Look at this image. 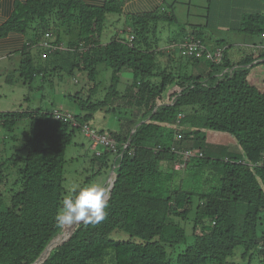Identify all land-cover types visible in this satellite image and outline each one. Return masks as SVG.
Returning <instances> with one entry per match:
<instances>
[{"label":"trees","instance_id":"obj_1","mask_svg":"<svg viewBox=\"0 0 264 264\" xmlns=\"http://www.w3.org/2000/svg\"><path fill=\"white\" fill-rule=\"evenodd\" d=\"M240 1L243 12L232 29L264 37V9L252 7L262 0ZM121 4L16 0L13 15L1 28L3 35L33 30L22 51L24 82L49 69L71 75L75 68L93 80L98 64L112 74L103 99L73 96L79 107L77 113L67 111L73 119L39 108L0 111V128L6 131L30 120L29 135L9 154L6 137L0 136V264L33 263L51 239L70 228L61 230L55 221L63 195L78 189L65 185V148L82 124H91L96 111H116L122 104L130 111L123 112L128 117L117 129L97 128L114 138L116 150L98 154L94 149L95 167L87 177L90 182L103 169L112 172L105 219L78 224L41 264H264V226L259 231L264 213V41L243 45L246 49L233 54L231 44L218 39L214 46L207 44L226 46L217 63L205 54L178 56L192 64L206 59V72H173L161 67L157 54L166 50L155 48L153 39L160 20H176L173 12L131 16L132 40L116 36L101 44L107 15L120 13ZM72 33L65 41L64 35ZM193 34L206 42L202 30ZM45 40L65 41L72 50L42 46L45 59L39 64L30 48ZM123 69L131 70L133 79L120 93ZM111 96L122 97V103L109 106ZM210 133L231 135L240 150L210 144ZM188 151L193 153L186 157ZM190 214L188 232L182 221L191 220ZM116 230L129 237L112 238ZM236 255L238 261L230 260Z\"/></svg>","mask_w":264,"mask_h":264},{"label":"rangeland","instance_id":"obj_2","mask_svg":"<svg viewBox=\"0 0 264 264\" xmlns=\"http://www.w3.org/2000/svg\"><path fill=\"white\" fill-rule=\"evenodd\" d=\"M174 6V13L176 15L175 21L168 20H160L155 28L154 36L158 35L163 40L159 44H164V39L167 35L178 36L183 31H190L191 29L195 30L198 28L202 30L203 33L207 37L206 43L210 46L215 43L217 39H225L229 44H231L230 52L233 54L238 50H243V45L254 44L260 45V42L264 41L263 36L249 34L247 32H242L238 30H230L226 29L230 26L236 25L233 23V20L238 22L240 17H231L225 19L224 22L218 21V17H214L213 12L215 11V5L217 0H212L211 7L208 9L209 0H179ZM239 1V0H238ZM223 3L222 0L219 2ZM252 6L255 8L256 5L260 6L261 9H264V0H262L259 4H255ZM228 7V6H227ZM166 8V6H165ZM168 10V9H167ZM264 12V10H262ZM221 19V18H220ZM208 20V21H207ZM130 24V17L128 18ZM208 22V23H207ZM207 23V24H206ZM199 24V25H193ZM203 24V26L201 25ZM185 27V29H183ZM122 29L123 32L118 33L119 35L125 37L128 34L125 18H119L117 13H110L107 15V21L103 28L101 34V41H109L112 37H114L118 30ZM191 32V31H190ZM33 36V30L28 31V36ZM75 36V35H74ZM68 37H73L72 34H65L64 40L68 39ZM64 41V43H65ZM168 42L166 45H168ZM264 43V42H263ZM165 45V46H166ZM45 48L42 45H34L30 48V54L32 56H36L37 53H43ZM163 50V49H159ZM173 53L164 51L163 53H158V60L160 61L161 67H166L169 70L175 69L178 70L179 64L183 62V59L178 57V53L174 52L176 56H172ZM23 57L22 53H19L18 59ZM42 59H45V56L42 55ZM38 59L37 63L42 64L44 60ZM178 58V59H177ZM15 61V58H12ZM206 59H202L200 62H197L190 65H184L182 72H192L193 65L200 66V64H204L207 67V62L204 61ZM36 62V60H35ZM187 62L184 61L183 64ZM20 63L18 62L17 68L11 71V76L14 78L12 84H6L2 81V85L0 86V90L3 92L0 105L3 108H8L10 110L17 109H27L29 111H34L35 109H41L43 111H51L55 112V110L59 111H70L73 113L79 112V107L74 102L75 94L79 95V97H87L88 95L92 96V99H103L106 94L110 90V78L112 74V70L110 68H106L105 64H98L97 69L98 72L93 80L88 79L87 71H81L79 68H75L73 74H67L62 69H49L46 73L36 74L33 78H28L26 82L23 81L20 74ZM203 65V66H204ZM21 66V65H20ZM133 79V73L129 69H123L121 72V77L119 79V83L117 82V89L120 93H124L125 88L128 84L131 83ZM96 85V88L92 89V93H90V87ZM96 90V91H95ZM118 98L122 99V97L111 96L108 97V105L117 106L118 103H122ZM2 110V109H0ZM119 110L121 112H119ZM135 111L136 108L134 109ZM113 111V110H111ZM103 112L102 110H98L95 112L94 121L96 125H100L102 127H106L109 129H117L118 128V119L120 121L122 119L128 117V114H123V112L130 111V108H125L123 104L119 107L116 112ZM69 113V112H67ZM72 114V113H71ZM93 125V123H91ZM95 125V124H94ZM97 128V127H96ZM30 133V120L29 118H25L20 120L15 128L12 131H6L0 128V136L5 138L6 152L9 154L12 151L13 145H21L25 137H27ZM232 140V144H230V148L232 150L239 151L240 148L236 144L234 138L230 135ZM229 138H227V141ZM208 142L212 145H219L225 143V139L222 138V134H209L207 138ZM3 140L0 144H2ZM187 144L190 145L188 142ZM91 141L87 136L83 134L81 130H77L75 133L74 141L67 145L65 148V158L67 159V163L65 165V185L71 191L79 188L81 186L99 183L103 185L106 190L110 185L112 174L111 171H106L103 169L100 175L92 177L90 182H87L88 174L92 173L94 167L92 166L91 157L93 155L94 149L91 147ZM105 150V146L100 145L97 150ZM107 183V184H106ZM189 219L182 221V224L185 226V229L188 232H191L192 226V214H190ZM264 226V213L262 214V222L260 224L259 231L263 229ZM111 237L115 239H126L129 237V234L123 231L116 230L111 233ZM241 249L238 248L236 250V254L240 256ZM239 257L230 259L233 261H238ZM234 264V263H229ZM235 264H242V261L235 262ZM252 264H255L254 262ZM258 264V263H256Z\"/></svg>","mask_w":264,"mask_h":264},{"label":"crops","instance_id":"obj_3","mask_svg":"<svg viewBox=\"0 0 264 264\" xmlns=\"http://www.w3.org/2000/svg\"><path fill=\"white\" fill-rule=\"evenodd\" d=\"M84 1L86 3H88V4H90V5H101V4H103L105 2V0H84ZM222 1H223L222 4L219 3L220 0H217L216 3H213L212 0H209V2H208V9L212 5L211 2L215 5V11L213 12V15H214V17H218V21L224 22L225 19L228 18L229 16H231V17H240L241 16V13L243 11H242V5L240 4L241 3L240 0L239 1L238 0H222ZM7 2H9V8H7L5 6V3H7ZM15 2H16V0H0V86L2 85V81H4L6 84H12V82L14 81V78H12V76H11L12 68L14 67L13 69H16L18 62L21 65L22 58L20 56V58L18 59L19 53H22L24 45L27 44L28 41L29 40L31 41V39H32V37L28 36V32L21 33V32H18V31H10L6 35H3L1 33L2 26L4 25V23L7 22V20L9 18H11V16L13 15V13L15 11ZM177 2H180V1L179 0H122L121 12L117 13V14L119 15V18H122V17L125 18V23H126L128 34L125 37L119 35L118 33L123 32L122 29H119L117 34L114 37L117 36V37H121V38H124V39L125 38L128 39V36L130 35L129 34L130 33L129 32V30H130V26L129 25L130 24H128L129 23L128 18L131 17V16L140 15L142 13H149L151 11H157V10H160V9H165V10L168 9L167 11L169 13L173 12V14L175 15L174 6H176V4H179ZM165 6H166V8H165ZM175 17H176V15H175ZM238 22H236V20H233V23H236L237 25H238ZM193 25H199V24H193ZM201 25L203 26V24H201ZM232 28H233V26H230L229 28L227 27L226 29L232 30ZM183 29H185V27ZM189 29H190L191 32L190 31H183L177 37L176 36L167 35L166 38L164 39L165 40L164 44H159L161 42V40H163L160 36H158V35L153 36V39L155 41V44H154L155 46L154 47L157 48V49H165L166 46H167L166 44L168 42L171 43L173 41H180L184 37L193 34L194 29L192 30L191 27ZM202 30L204 31L203 28H202ZM101 34H100V42H101V44H105V43L109 42L107 40H106V42L105 41H101ZM31 36H32V34H31ZM205 39L207 41V37L206 36H205ZM212 45L214 46L215 43L212 44ZM175 55L176 54H174V53L172 54L173 58H174ZM41 57H42V55L40 56L39 53H37V55L34 58V61L35 60L37 61ZM12 58H15L16 60L13 61ZM183 62H181V64H179L178 69H180V71L183 70V66L184 65L192 64V63H187V62H185L183 64ZM20 65H19V68H20V73H21ZM203 65L204 64H200V66H195V67L193 65L194 69H193L192 72H189V73L198 74V73L206 72L208 67H206V65H204V66ZM172 71L173 72H178L175 69V65H174V69ZM2 94H3V92L0 90V99H1ZM3 106H7V105H0V109H2L0 111H10V109L3 108ZM102 111L103 112H107V111H104V110H102ZM109 111H111V110H109ZM111 112H116V111L113 110ZM94 118H95V116H94ZM94 118H93V121H91V123H93V126H95L97 128H100V129H105V130L109 129V128H106V127H102L100 125H96V122L94 121ZM116 119H118V121L120 123V118L117 117ZM119 123H118V126H119ZM218 134H222V138L225 139V143H223V144L227 145L228 148L230 150H232L229 147L230 144H232V140H230L231 139L230 135L229 134H225V133H218ZM227 138H229L228 139L229 142L227 141ZM232 146H234V145L232 144ZM234 151H236V150H234Z\"/></svg>","mask_w":264,"mask_h":264},{"label":"built area","instance_id":"obj_4","mask_svg":"<svg viewBox=\"0 0 264 264\" xmlns=\"http://www.w3.org/2000/svg\"><path fill=\"white\" fill-rule=\"evenodd\" d=\"M129 39H133V35L129 36ZM42 46L46 47V49H52V50H72V48L66 43L61 42L60 44L58 43H53L49 40H45L42 44ZM84 49L88 48L85 46H81ZM226 46H216L214 48H211L210 46L207 45L205 41H203L201 38H198L194 36L193 34L188 35L184 37L180 41H173L169 43L165 50L167 52L171 53H178V56H183V57H199L202 56L203 54L206 55L207 58L211 59L214 62H219L223 56V53L225 51ZM181 116V114L179 115ZM56 118H64V119H73V116L71 113H60L56 112L55 114ZM74 125H79L76 121L73 122ZM81 131L83 134L91 139V145L92 148L96 150V152L99 154L100 151L97 150V148L102 145L105 146V148H109L112 150H116V142L114 138L106 133V132H100L97 130L96 127L92 126L90 123H84L81 125ZM193 151H188L186 153V157H188L190 154H192ZM185 157V158H186ZM176 168H179L181 164L177 163Z\"/></svg>","mask_w":264,"mask_h":264},{"label":"clouds","instance_id":"obj_5","mask_svg":"<svg viewBox=\"0 0 264 264\" xmlns=\"http://www.w3.org/2000/svg\"><path fill=\"white\" fill-rule=\"evenodd\" d=\"M107 190L99 183L84 185L63 195L62 207L55 217L56 225L65 227L84 224H97L105 219Z\"/></svg>","mask_w":264,"mask_h":264},{"label":"water","instance_id":"obj_6","mask_svg":"<svg viewBox=\"0 0 264 264\" xmlns=\"http://www.w3.org/2000/svg\"><path fill=\"white\" fill-rule=\"evenodd\" d=\"M112 174V172H111ZM113 179V178H112ZM110 191L111 189H109V192L107 193V198L110 196ZM78 225H74V226H70V230L68 235H66L65 237H63L62 239H58L57 237L61 234L58 233L53 239H51V241L47 244V246L45 247V249L43 250V252L41 253V255L31 264H41L42 262H44L46 260V258L49 256L51 250L55 247L58 246L60 244H62L64 241L68 240L70 238V236L73 234V232L75 231L76 227Z\"/></svg>","mask_w":264,"mask_h":264},{"label":"bare ground","instance_id":"obj_7","mask_svg":"<svg viewBox=\"0 0 264 264\" xmlns=\"http://www.w3.org/2000/svg\"><path fill=\"white\" fill-rule=\"evenodd\" d=\"M189 160V159H188ZM114 170V169H113ZM112 176V175H111ZM70 227V226H69ZM69 230H70V228L68 229V230H66L63 234H61V236L59 237V239H61L63 236L65 237L66 235H68V233H69Z\"/></svg>","mask_w":264,"mask_h":264}]
</instances>
